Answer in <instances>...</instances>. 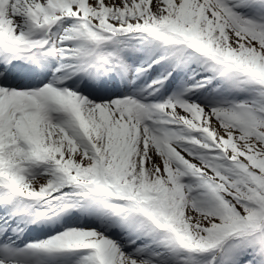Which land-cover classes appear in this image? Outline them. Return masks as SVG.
<instances>
[{"label": "snow or ice", "instance_id": "6c2138e0", "mask_svg": "<svg viewBox=\"0 0 264 264\" xmlns=\"http://www.w3.org/2000/svg\"><path fill=\"white\" fill-rule=\"evenodd\" d=\"M0 264H264V0H0Z\"/></svg>", "mask_w": 264, "mask_h": 264}]
</instances>
